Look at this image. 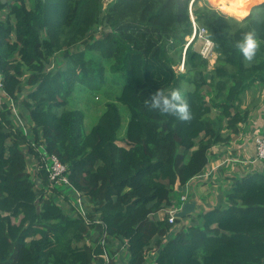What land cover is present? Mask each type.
Segmentation results:
<instances>
[{
    "label": "trees",
    "instance_id": "trees-1",
    "mask_svg": "<svg viewBox=\"0 0 264 264\" xmlns=\"http://www.w3.org/2000/svg\"><path fill=\"white\" fill-rule=\"evenodd\" d=\"M102 1L0 0V264H264L261 173L231 177L208 211L172 224L159 217L175 188L202 174L210 148L239 133L245 94L264 91V43L253 61L235 48L246 31L264 41V0H249L240 23L216 18L202 0ZM193 24L216 42L212 68L194 49ZM117 74L126 82L83 134V112L65 108L74 85ZM174 89L191 120L150 108L153 93ZM119 104L128 113L121 138ZM43 152L66 166L83 214L60 204Z\"/></svg>",
    "mask_w": 264,
    "mask_h": 264
},
{
    "label": "rangeland",
    "instance_id": "rangeland-1",
    "mask_svg": "<svg viewBox=\"0 0 264 264\" xmlns=\"http://www.w3.org/2000/svg\"><path fill=\"white\" fill-rule=\"evenodd\" d=\"M111 0H103L102 4H103V9L106 7V5L110 2ZM205 4L208 3V0H202ZM187 41L191 40V39H186ZM84 49V46H81L78 50L82 51ZM194 49L196 51H198L200 54H202L204 56L205 59H207L209 61V68H212L214 61H215V57L216 54L214 53L213 50H209L207 52H205L204 50L206 49V46L204 44V40L199 36L198 39L196 40V42L194 43ZM70 52L72 54L77 53L76 50H74V48L70 49ZM95 56H97L95 54ZM57 59H59L58 64L60 65L61 68H65L66 67V58L65 57H61V55L56 54ZM98 59V60H97ZM96 61L98 64L103 65L105 67L106 72H109L107 67L109 65L108 61L105 60H101L97 57ZM173 68L175 69L176 72L178 73H183V67H182V61L179 64H176L173 66ZM126 82V75L123 74H117L115 76H111L110 79L105 83V82H88L87 84L84 83H76L74 85L73 88V93L72 96L70 97V99L67 102V106L65 107L66 110L67 109H76V110H80L83 112L84 114V122H83V134H86L90 128L97 122L99 116L101 115V113L104 111L105 106L108 102H112L113 101V96L112 95H117L121 89V86ZM6 98L7 97L2 93L0 96V99L2 98ZM252 100L254 102H252ZM255 103H257L256 109L258 110L261 107L264 108V91L262 90V88L260 86H257L256 88H254L252 91L248 92L247 94H245V103L244 106H246L247 110H248V115L251 112H256L257 110H252V108L255 106ZM10 105H12V102H10ZM119 108V112H120V119H121V125H120V129L118 131V137L121 138L124 135V131H125V127H126V122H127V118H128V113H127V109L119 104L118 105ZM15 109V113H14V118L15 121L17 123V125H22L23 126V122L20 119V117L18 116V111L16 108ZM212 116H214V114H212ZM258 116V118H260V121L263 123L264 122V111H262V109L259 111V113L256 114V117ZM16 117L19 118V121L16 119ZM26 129V128H25ZM119 145H123L122 143H119ZM29 160L27 163V171L32 175L35 176V174L37 173V169H36V160L34 159V157L32 156H28ZM251 164H255L254 162H250ZM260 164L262 165V172L258 171L259 169L256 168L254 170L257 171V173H261L262 175H264V163L260 162ZM235 166V167H245L244 164H241L239 161L236 164H227L226 167L228 166ZM250 165H247L246 167H249ZM253 170V171H254ZM56 187V189H62L63 193L58 195L57 192H55V194L58 196L60 204L62 206H66L68 207L69 205H71V202L74 201V195H71V197H66L65 196V191L67 188L65 187H59L58 185L54 186ZM65 196V197H64ZM190 199V198H189ZM172 200L175 202V205H179L180 204V193L177 192H173L172 193ZM198 213V212H197ZM164 212H161V215H163ZM182 224L186 225L187 221L182 220ZM124 253L125 252V249ZM118 254H116V258L114 259V262H118ZM127 255V253H126ZM127 259H128V255H127Z\"/></svg>",
    "mask_w": 264,
    "mask_h": 264
},
{
    "label": "crops",
    "instance_id": "crops-1",
    "mask_svg": "<svg viewBox=\"0 0 264 264\" xmlns=\"http://www.w3.org/2000/svg\"><path fill=\"white\" fill-rule=\"evenodd\" d=\"M6 100L5 98L4 101ZM252 102L254 101L252 100ZM256 106L257 103L252 110H257ZM244 107L246 106L243 105ZM261 109L264 111V108L260 106L257 113ZM257 113L255 111L249 113L247 121L240 126L239 133L237 135L231 134L228 142L219 143L210 148L208 162L202 174L191 179L184 188H175V192L178 191L180 196H186V202L195 203L193 214L208 211L222 203L223 195L232 183L231 177L239 178L245 174L257 172L254 170L256 168L262 172V165L255 160L254 138L264 128V122L262 123L260 118L256 117ZM238 161L245 167L233 165L224 168L227 164H236ZM247 165L250 166L246 167ZM65 192L68 197H71L68 190ZM161 216L160 213L159 217L161 218ZM151 256L153 257V255Z\"/></svg>",
    "mask_w": 264,
    "mask_h": 264
},
{
    "label": "clouds",
    "instance_id": "clouds-1",
    "mask_svg": "<svg viewBox=\"0 0 264 264\" xmlns=\"http://www.w3.org/2000/svg\"><path fill=\"white\" fill-rule=\"evenodd\" d=\"M207 7L216 18L236 23L243 22L250 14L249 0H208ZM262 43L264 41L254 31H246L236 40L235 48L245 60L253 61ZM215 46V40L210 38L204 51L207 52ZM148 104L151 109L175 115L181 121L191 120L193 116L185 95L179 89L172 90L170 94L157 90L151 95Z\"/></svg>",
    "mask_w": 264,
    "mask_h": 264
},
{
    "label": "built area",
    "instance_id": "built-area-1",
    "mask_svg": "<svg viewBox=\"0 0 264 264\" xmlns=\"http://www.w3.org/2000/svg\"><path fill=\"white\" fill-rule=\"evenodd\" d=\"M197 30H198V37L200 36L204 40V44L207 47L208 38L205 35L206 33L205 30L198 28L195 24H193V36L196 34ZM13 112L15 113L14 108H13ZM16 119L19 121L18 117H16ZM254 148H255V160L264 163V128L260 131L258 135L255 136ZM40 163H41V168L45 171L47 175L49 184L51 186L58 185L59 187H65L67 189H70L72 191L71 195H74V201H72L73 202L72 204L75 205L77 212L79 214H83L84 204H83L82 195L79 191L75 190L72 187L71 183L69 182L67 177L66 166L63 165L55 155H49L45 152H43L40 155ZM186 201H187L186 196H180V204L178 206L174 204L170 208L164 211V214L167 215L168 217L169 223L171 224L174 223V220L176 218L175 214L180 211L182 204ZM150 255H153V253H151ZM150 255L149 257H152ZM104 257L106 258L105 255ZM148 264H156V263L152 259Z\"/></svg>",
    "mask_w": 264,
    "mask_h": 264
},
{
    "label": "water",
    "instance_id": "water-1",
    "mask_svg": "<svg viewBox=\"0 0 264 264\" xmlns=\"http://www.w3.org/2000/svg\"><path fill=\"white\" fill-rule=\"evenodd\" d=\"M1 1L4 2V0H1ZM194 206H195L194 202H184L182 204L180 211L175 214L176 218L181 219V218H184L188 215H192L194 213V210H195Z\"/></svg>",
    "mask_w": 264,
    "mask_h": 264
}]
</instances>
